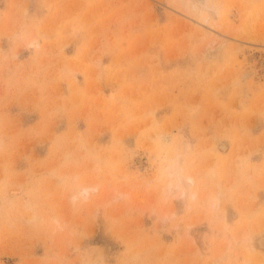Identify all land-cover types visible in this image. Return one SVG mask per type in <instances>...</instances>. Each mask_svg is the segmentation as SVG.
Wrapping results in <instances>:
<instances>
[{"label":"rangeland","instance_id":"374dc122","mask_svg":"<svg viewBox=\"0 0 264 264\" xmlns=\"http://www.w3.org/2000/svg\"><path fill=\"white\" fill-rule=\"evenodd\" d=\"M0 264H264V0H0Z\"/></svg>","mask_w":264,"mask_h":264},{"label":"bare ground","instance_id":"6f19581e","mask_svg":"<svg viewBox=\"0 0 264 264\" xmlns=\"http://www.w3.org/2000/svg\"><path fill=\"white\" fill-rule=\"evenodd\" d=\"M196 4H197L200 8H204V7H206V0H196ZM209 14H210L211 17H212V16H213V17L215 16L214 12H212V11H210ZM219 48H220V46L215 45V46H213L211 49H212V51L216 52V51L219 50ZM206 50H208V48H207ZM205 52H207V51H205ZM205 52H204V53H205ZM204 55H205V54H204ZM205 56H207V58H209L210 56H213V55H211V52H207ZM208 56H209V57H208ZM165 141L168 142V141H169V138H166Z\"/></svg>","mask_w":264,"mask_h":264}]
</instances>
